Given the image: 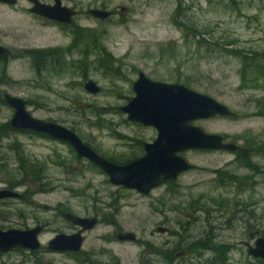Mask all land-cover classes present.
<instances>
[{"label":"rangeland","instance_id":"1","mask_svg":"<svg viewBox=\"0 0 264 264\" xmlns=\"http://www.w3.org/2000/svg\"><path fill=\"white\" fill-rule=\"evenodd\" d=\"M60 1L80 12L71 27L91 29L82 32L87 42L81 44L88 43L90 52H64L71 45L69 28L42 26L26 12L24 1L0 6V46L8 51L0 58V100L4 93L22 99L33 118L72 130L100 157L122 165L142 154L137 143L155 138L153 128L127 122L118 111L133 96L131 82L140 71L151 80L206 95L233 113L232 118L191 123L203 132L239 146L258 135L264 140V116H256L264 113V79L251 83L248 72L242 79L241 59L227 54L264 53V0ZM179 3L188 10L181 9L177 17ZM89 9L107 10L111 16L103 22L85 18ZM173 19L195 25L203 47L196 48L191 32L180 31ZM99 47L112 59L111 74L98 65ZM48 50L58 52L41 59L35 72L27 51ZM85 78L98 86V94L82 90ZM11 117V108L0 101V190L17 184L12 190L22 198L0 200V230L41 226L42 232L35 256L14 249L0 254V264H77L67 253L45 250L56 234L77 230L60 219L62 212L97 218L96 227L83 234L79 257L84 264H213L217 245L228 250L224 264H258L246 254V246L253 244L250 233L261 237L264 232V157L252 159L260 169L252 174L234 169L232 153L185 151L180 156L193 169L143 197L110 185L66 144L5 134ZM21 161L41 169L37 183L20 176ZM220 170L233 172L242 190L220 186L214 174ZM156 228L167 232L159 234ZM124 232L134 234L136 241H115ZM192 243L203 247L192 248Z\"/></svg>","mask_w":264,"mask_h":264},{"label":"water","instance_id":"2","mask_svg":"<svg viewBox=\"0 0 264 264\" xmlns=\"http://www.w3.org/2000/svg\"><path fill=\"white\" fill-rule=\"evenodd\" d=\"M33 4L30 12L40 17L63 24H69L74 12L60 6L58 0L53 6L41 5L36 0H27ZM1 3L13 5L14 0H0ZM88 14L96 20L109 17L106 10L92 9ZM8 55L7 49L0 46V58ZM89 95L99 93V88L91 80L82 85ZM133 96L118 111L125 115V120L143 127H151L156 136L151 143L143 144V156L127 164L116 165L100 157L95 151L84 144L74 132L61 125L33 118L25 109L22 99L7 93L2 95L5 105L12 110L8 125L16 131H30L64 143L70 147L77 158L100 170L110 185L134 191L146 196L152 189L166 181H174L177 177L192 169L180 154L185 151H223L232 153L240 147L224 140L221 135L205 133L191 123L207 120L212 117L231 118L233 113L225 106L210 97L189 90L183 85L167 84L152 81L138 73L132 84ZM14 190L1 189L0 200L19 199ZM60 218L77 228L73 234H56L45 245V250L55 253L77 254L84 242L83 234L97 225L96 217H78L70 213H60ZM41 228L0 230V254L14 249L35 252L40 249L38 235ZM164 233V229H156ZM248 238L252 246H246V254L253 260L264 264V238L257 232L250 233ZM117 242H135L132 233L124 232L115 236Z\"/></svg>","mask_w":264,"mask_h":264},{"label":"trees","instance_id":"3","mask_svg":"<svg viewBox=\"0 0 264 264\" xmlns=\"http://www.w3.org/2000/svg\"><path fill=\"white\" fill-rule=\"evenodd\" d=\"M181 9L184 10V13L187 12L188 8L186 9L185 7H181V4L179 3L178 6L175 9V14L176 16H180ZM173 25H175L180 31L182 32H191V37L193 39V44L196 48H202L201 42H203L202 39L198 38L199 32L198 29L195 25H190L187 26V23L184 22H178L176 19H173ZM83 40V39H82ZM81 40V41H82ZM78 42V43H76ZM82 42H80L78 39H73V42H71V45L68 46L67 49L64 50L66 52L68 49H73V48H80V50H84L87 47H82ZM206 43H204L205 45ZM222 50V49H219ZM205 51V48H204ZM55 52H58L57 50H48V51H27V56L32 58L33 63H34V70L35 72L38 71L39 68V62L43 58L51 57ZM96 56H98V65H101L104 67V74H111L113 71V68L111 66V61L112 59L108 55V53L102 48H96ZM227 54H230L231 56L238 57L241 59L242 65L240 68V74L242 79H244V76H247L248 72V81L251 83H254L255 80L258 78L264 79V53H254L250 52L248 54L242 55V52L236 50V51H228ZM259 60V61H258ZM262 62V63H260ZM100 63V64H99ZM2 101V100H0ZM3 102V101H2ZM256 116H264V113H256ZM72 131V130H71ZM15 132L14 130L10 129V127L5 125V134ZM225 139V138H224ZM235 152H232L234 155V166L236 170L239 168L245 169L247 171L252 172V174H258L260 169L257 167L256 164L253 163L252 159L254 157H264V140L261 139V136L258 135L257 137H253V139L245 140L243 142V145H241V150ZM25 161H21L19 164V173L22 178H28L32 179L34 183H37L38 180L41 178L40 176V171L41 169L37 166H28L24 164ZM26 163V162H25ZM89 164V163H88ZM91 167L95 168L91 164H89ZM23 166L26 168L23 169ZM214 174H216V177L218 179V184L220 186H229V185H234L236 186L239 190L241 191V186L239 183H236L237 177L233 172H228V171H215ZM245 179V178H244ZM246 180V179H245ZM17 184H8L7 189L12 190L15 188ZM21 198V197H20ZM21 199H18V201H21ZM261 237L264 238V232H261ZM203 247V245H198L196 243H192L191 247ZM205 248V245H204ZM16 250V249H15ZM17 251V250H16ZM20 251V249H19ZM227 249L222 246V245H217L214 247V252L217 253V256L213 259L212 263L213 264H224L226 261L225 259V254L227 253ZM192 252V251H191ZM35 252H29L31 256H35ZM69 254V253H67ZM79 253L77 254H69L68 257L73 259L77 264H84L85 259L79 257ZM170 260L172 259L171 257L169 258ZM258 264H263L261 261L256 260ZM31 264H44L41 262H37L36 260L33 261Z\"/></svg>","mask_w":264,"mask_h":264},{"label":"flooded vegetation","instance_id":"4","mask_svg":"<svg viewBox=\"0 0 264 264\" xmlns=\"http://www.w3.org/2000/svg\"><path fill=\"white\" fill-rule=\"evenodd\" d=\"M15 2H14V4L13 5H8V4H5V3H1L0 2V6H4V7H12V6H15L18 2H20V1H24L29 7L26 9V12H28V14L29 15H31L32 16V18H34L36 21H38L39 22V24H41L42 26H44V27H55L56 29H58V31H60V30H65L66 28L65 27H67V26H69L68 28H69V31H71V34H72V37H71V42H73V39H78L80 42H87V36L84 34V35H82V32L83 33H85V31H86V29H83V28H80V26L79 25H74L73 27H71V24L73 23V19L74 18H76L79 14H80V12L79 11H77L76 9H74V8H69L70 10H72L73 12H74V16L72 17V19H71V22L69 23V24H63V23H58V22H55V21H52V20H49V19H46V18H43V17H40V16H38V15H36V14H33V13H31L30 12V9L32 8V6H33V4L32 3H30L29 1H27V0H14ZM54 1L55 0H52L51 2H49L48 0H36V2H38L39 4H41V5H45V6H53L54 5ZM59 2H60V6H62V7H66V6H64V5H62L61 4V1L60 0H58ZM68 8V7H67ZM89 10H92V9H89ZM89 10H87L86 11V13L84 14V17L86 18H90V19H93V20H95V21H98V22H103V21H106V20H108L109 18H110V16H111V13L109 14V17L108 18H106L105 20H102V21H100V20H96V19H94V18H92L89 14H88V11ZM97 10H103V9H97ZM124 9L123 8H120V11H123ZM107 11V10H106ZM39 18V19H38ZM88 31H89V33H91L92 31H91V29H87ZM88 38H90V35H88ZM83 39V40H82ZM82 40V41H81ZM89 41H91V38L89 39ZM76 43H78V42H76ZM79 44V43H78ZM87 45V49L85 48L84 49V54H88L90 51L88 50V43L86 44ZM86 47V46H85ZM90 49H91V51L93 52L94 51V48H93V43H92V41H91V47H90ZM69 50V49H68ZM67 50V51H68ZM36 52H39V51H36ZM1 59H3V58H1ZM5 65V64H4ZM138 73H140V71H137L136 72V74H135V79L131 82V91H132V84H133V82L137 79V75H138ZM142 73V72H141ZM145 76V75H144ZM146 77V76H145ZM147 78V77H146ZM149 79V78H148ZM88 79L87 78H85L84 79V81H83V83H82V85L84 84V82H86ZM151 80V79H150ZM152 81H154V80H152ZM157 82H160V81H157ZM163 83H165V82H163ZM186 83V82H185ZM167 84H178V83H167ZM82 85H81V87H82ZM179 85H181V84H179ZM83 90V89H82ZM4 103V102H3ZM13 113V112H12ZM139 125V124H138ZM9 126V125H8ZM11 129V128H10ZM15 132H12V133H20V134H26L27 136H35V137H40V138H46V139H49L48 137H46V136H43V135H40V134H36V133H34V132H30V131H16V130H14ZM155 136H156V132H155ZM155 139V138H154ZM49 140H51V139H49ZM54 141V140H53ZM153 141V140H152ZM151 141V142H152ZM57 142V141H56ZM151 142H148V143H151ZM145 143V142H144ZM144 143H137V144H139V147H140V151H141V153L142 154H140V156H138V157H136V158H133L131 161H133V160H136V159H138V158H140V157H142L143 156V144ZM237 145V144H236ZM239 146V145H238ZM240 147V150H241V146H239ZM239 150V151H240ZM238 152V151H237ZM236 152V153H237ZM239 153V152H238ZM131 161H128V162H126V163H124V164H127V163H129V162H131ZM123 165V164H122ZM192 169H193V167H192ZM181 175V174H180ZM179 175V176H180ZM175 181V180H174ZM168 182H170V181H166V182H163L162 184H160L158 187H156V188H154V189H160V188H163L164 186H166V184L168 183ZM154 189H152V190H154ZM151 190V191H152ZM150 191V192H151ZM149 192V193H150ZM136 193V192H135ZM149 193L147 194V195H149ZM137 195H140V194H138V193H136ZM146 195V196H147ZM142 196V195H141ZM144 197V196H143ZM21 199V198H20ZM60 216V215H59ZM61 219V218H60ZM62 220V219H61ZM70 225V224H69ZM40 228H41V231H40V233L42 232V227L40 226ZM77 229V228H76ZM156 229H164V228H156ZM156 229H155V231H156ZM165 230V232L164 233H166L167 232V230L166 229H164ZM77 231V230H76ZM157 233H159V232H157ZM164 233H159V234H164ZM40 235V234H39Z\"/></svg>","mask_w":264,"mask_h":264},{"label":"bare ground","instance_id":"5","mask_svg":"<svg viewBox=\"0 0 264 264\" xmlns=\"http://www.w3.org/2000/svg\"><path fill=\"white\" fill-rule=\"evenodd\" d=\"M39 19V18H38ZM69 26H67V28H68Z\"/></svg>","mask_w":264,"mask_h":264}]
</instances>
